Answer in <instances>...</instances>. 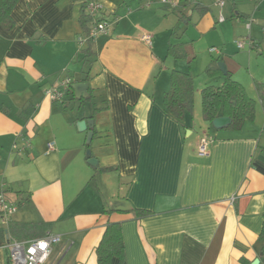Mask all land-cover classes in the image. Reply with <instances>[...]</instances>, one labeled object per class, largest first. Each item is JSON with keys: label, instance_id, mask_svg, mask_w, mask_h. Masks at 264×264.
Instances as JSON below:
<instances>
[{"label": "crops", "instance_id": "crops-1", "mask_svg": "<svg viewBox=\"0 0 264 264\" xmlns=\"http://www.w3.org/2000/svg\"><path fill=\"white\" fill-rule=\"evenodd\" d=\"M83 1L20 0L12 13L15 26H0V189L18 205L8 229L41 223L23 237L10 236L59 234L65 244L50 264H98L107 223L121 222L124 264L261 262L264 2L230 1L226 37L246 36L255 49L232 51L217 33L228 17L219 22L210 7L191 0H182L179 21L176 10L147 6L146 0H99L105 11L98 18L112 22L111 28L81 44ZM187 10L186 26L176 34ZM249 19L241 28L238 20ZM144 35L152 36L151 44ZM214 42L219 53L210 51ZM171 44L182 45L186 58L169 54ZM215 58L256 101L254 121L240 131L212 132L196 113L202 90L223 84V74L206 73ZM195 63L201 64L198 74ZM174 70L194 79L193 109L183 121L164 107ZM67 76L73 85L88 83L87 107L66 105L85 98H77L74 88L64 102L45 96ZM87 119L94 121L90 144V129L78 127ZM205 135L214 141L202 155L198 146ZM88 150L98 167L88 163ZM106 167L112 169L101 170ZM131 209L152 214L135 217L126 212ZM7 240L0 234V264H10Z\"/></svg>", "mask_w": 264, "mask_h": 264}, {"label": "trees", "instance_id": "trees-1", "mask_svg": "<svg viewBox=\"0 0 264 264\" xmlns=\"http://www.w3.org/2000/svg\"><path fill=\"white\" fill-rule=\"evenodd\" d=\"M20 0H0V26L10 30L15 26V20L12 13ZM199 6V4H197ZM202 13L207 11V8L201 9ZM79 22L83 28V33L88 35L91 28L92 18L87 13V0H84L81 5ZM92 39H88L89 45ZM168 53L177 58H186V53L182 45L169 46ZM219 58L213 59L206 67V73L209 76L223 74L220 67ZM224 81L220 86L210 85L205 87L202 94V110L205 120L211 123L212 120L219 116H228L231 118V124L224 128L232 131H240L243 129L246 122L254 121L256 117V101L249 96L245 86L233 78L230 71L223 74ZM88 81V77L81 79ZM73 88L71 90V93ZM193 92L194 79L186 72L174 70L170 77V88L164 96L165 110L175 117L183 121L186 115L193 109ZM93 117V116H92ZM112 167L102 168L103 171H110ZM258 169L264 173V168L258 166ZM126 212H132L135 217H144L151 215L152 212L142 209H131ZM41 223L29 224L22 223L20 225H11L9 230L14 236L20 237L33 227ZM121 222H108L102 239L97 247L98 264H112L117 258L119 264H124L126 259L125 242L122 231ZM3 229H0V234H3ZM11 233V234H12ZM261 246V262L264 264V222L259 234ZM244 264L247 263L242 259Z\"/></svg>", "mask_w": 264, "mask_h": 264}, {"label": "built area", "instance_id": "built-area-1", "mask_svg": "<svg viewBox=\"0 0 264 264\" xmlns=\"http://www.w3.org/2000/svg\"><path fill=\"white\" fill-rule=\"evenodd\" d=\"M162 6L168 8H177L180 5L181 0H159ZM214 4L223 9L229 0H214ZM264 1V0H263ZM152 0H146V5L151 6ZM105 6L99 0H87V13L92 18L91 28L88 35H83L80 38V43H87L88 39L94 40L100 34L108 31L109 21L104 18L99 19V15H103ZM226 20L225 15L221 12L218 21L223 22ZM143 40L151 44L152 36L144 35ZM248 40V39H247ZM242 40L237 43L238 48L242 49L247 47L254 48V43L251 40ZM211 52L219 53L220 50L217 47H211ZM73 78L71 76L60 79L54 85L45 89V96L52 102H60L66 98L68 93L71 92L73 86ZM214 141L210 135H205L200 139L198 152L205 155L209 152V146ZM49 148H53V144H49ZM18 205L11 201L6 193V190L2 187L0 189V222L5 229L4 232L7 235L6 246L9 248V261L10 264H46L49 260L54 245L61 241V235L52 232H47L41 237L31 238L28 240H18L10 236L9 224L13 215L17 212Z\"/></svg>", "mask_w": 264, "mask_h": 264}, {"label": "rangeland", "instance_id": "rangeland-1", "mask_svg": "<svg viewBox=\"0 0 264 264\" xmlns=\"http://www.w3.org/2000/svg\"><path fill=\"white\" fill-rule=\"evenodd\" d=\"M153 2H152V5H154V4H159V5H161L160 4V1L159 0H152ZM191 1H193V3H202V4H204L205 6H207V7H210V12L213 14V15H215L217 18L219 17V15H220V13L222 12L225 16H227L229 13H228V6L229 5H231V0H229L228 1V3H227V5L223 8V9H221V8H219L217 5H215L214 4V0H191ZM262 2H264L263 0H261ZM181 2H182V0H181ZM181 2H180V4H181ZM162 6V5H161ZM179 7H180V5L177 7V8H174L173 10H176L172 15H174V16H177V19H178V21L180 20V11H179ZM169 9H171L172 10V8H169ZM197 12V11H196ZM188 17H190V12L187 10V11H185V16H184V18L181 20V22L179 23V25L180 26H176V28H175V32H177L176 34H178V33H180V28H184V26H186V23H185V20L186 19H188ZM228 17V20L226 21V23H220V25L217 27V33L219 34V37H220V39L222 40V41H226V45H227V47H229V49L230 50H232V51H234L235 49H236V47H237V49H239L238 48V46H237V43L239 42V41H242V40H247V37L246 36H237V37H231L232 36V34L229 36V37H226V33L223 31L224 30V26L225 25H227L230 21H231V19H230V16H227ZM241 21H243V23H241V28H243V29H245L246 28V24H247V22H250V19L247 21V20H238V22H241ZM112 25V22H110L109 23V26H108V28H111L110 26ZM235 33V32H234ZM233 33V34H234ZM206 41H207V35L205 36V39L203 40V41H201L200 43H206ZM215 42H217V41H215ZM215 42L214 43H211L210 45H209V47H211L213 44H215ZM88 43V42H87ZM204 47V46H203ZM202 50V49H201ZM239 50H247V51H251V50H255V49H251V47H248V45H247V47H245V48H242V49H239ZM238 52H240V51H238ZM224 58L225 59H227V57L226 56H224ZM193 69L196 71L195 73L196 74H198L199 72H200V70H201V64L200 63H195L194 65H193ZM64 101H66V100H64ZM63 100H62V102H64ZM200 101H201V99H200ZM66 103V105H67V103H68V105L67 106H69V105H72V109L73 108H77V106L81 103V104H85V106L87 107L88 106V104H90V100H88L87 99V97H85L84 99H82V100H78V99H76V98H72V99H70V101H66L65 102ZM202 103V102H201ZM201 103H200V106H196L197 107V111H196V113L198 114V116H199V113L201 112V115H203V110H202V105H201ZM65 105V106H66ZM205 128V127H204ZM211 131L212 132H214V131H216L213 127L211 128ZM65 244V239L64 238H62V242H60V243H58V244H56V245H54V247H53V254H52V256L49 258V260L47 261V263L46 264H50L52 261H53V259L55 258V256L57 255V251H58V249L60 248V247H62L63 245Z\"/></svg>", "mask_w": 264, "mask_h": 264}, {"label": "water", "instance_id": "water-1", "mask_svg": "<svg viewBox=\"0 0 264 264\" xmlns=\"http://www.w3.org/2000/svg\"><path fill=\"white\" fill-rule=\"evenodd\" d=\"M219 67L222 71L223 74H227V65L225 64L224 61L219 62ZM74 88L75 94L77 98H82V97H89L88 93V83L86 82H78L72 86ZM231 118L228 116H219L216 117L215 119L212 120V127L214 129L220 130L228 127L231 124ZM93 126H94V121L93 119H87V120H81L78 122V127L81 131L90 129L87 134V143L90 144L93 138ZM87 158H88V163L93 166V167H98V159L92 156V152L90 150L87 151ZM252 264H260V259H256L253 261Z\"/></svg>", "mask_w": 264, "mask_h": 264}]
</instances>
